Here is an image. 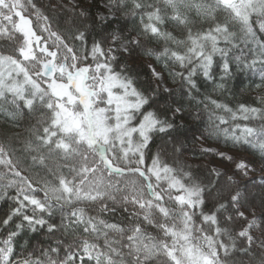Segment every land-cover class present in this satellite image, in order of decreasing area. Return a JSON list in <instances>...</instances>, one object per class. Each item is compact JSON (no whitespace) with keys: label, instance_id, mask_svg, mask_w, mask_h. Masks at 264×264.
Returning <instances> with one entry per match:
<instances>
[{"label":"snow or ice","instance_id":"obj_1","mask_svg":"<svg viewBox=\"0 0 264 264\" xmlns=\"http://www.w3.org/2000/svg\"><path fill=\"white\" fill-rule=\"evenodd\" d=\"M49 7L70 14V32L35 0H0V112L13 122L24 110L35 119L19 149L0 143V200L11 205L0 218L7 232L0 264H233L235 251L264 252V200L257 216L246 187L227 171L201 173L151 151L162 134L181 154L186 125L177 120L202 122L207 113L201 137L257 150L264 162V96L259 107L234 109L211 95L197 99L194 79L223 89L233 60L240 69L259 66L264 77L258 35L264 0H78ZM91 33L99 39L89 42ZM134 50L161 65L159 71L146 65L143 87L120 63ZM165 72L181 87L163 88L169 100L159 105ZM185 96L201 111L186 108ZM201 153L234 164L240 176L255 171L243 158L210 148ZM213 190L214 210L205 211ZM241 221L246 226L237 230ZM257 228L259 237L251 231ZM25 229L44 230L47 246L14 258Z\"/></svg>","mask_w":264,"mask_h":264},{"label":"trees","instance_id":"obj_2","mask_svg":"<svg viewBox=\"0 0 264 264\" xmlns=\"http://www.w3.org/2000/svg\"><path fill=\"white\" fill-rule=\"evenodd\" d=\"M88 0H84V3H87ZM35 3L38 7L41 8L45 14L50 17L57 18L59 20L60 30L67 33L70 32L73 28V25L67 23L69 19V13L64 12L62 7H57L55 12L50 9V5H67L70 6L67 0H35ZM92 11L95 12V7L92 8ZM81 28L83 25H79ZM115 26V25H114ZM99 30L97 29V32ZM258 35L264 39V34ZM93 36H96V33H91L89 35V42ZM99 39V36H96ZM0 43H5L4 41H0ZM79 46V45H77ZM150 47H160L159 45L151 44ZM223 46V44H221ZM243 47V45H241ZM235 54H239V50H234ZM245 53H247V48L244 49ZM147 60V61H146ZM214 67L216 68V82H220V69L216 67V64L220 62V57L217 55L214 57ZM121 64H127L132 70L134 74H138V86L143 87L140 83L147 79V68L146 65L151 63L153 64L158 71L161 70V65L155 61L154 58H149L143 56L142 52L139 50H134L131 55L121 54L120 57ZM116 67V65H113ZM165 82L169 86V89L179 90L181 85L180 82L173 83L168 77L167 72L164 73ZM196 84L200 90V95L196 98L200 99L203 95H211L214 99H218L219 101L228 104L229 107L236 108L240 103H245L251 106L259 107L258 98L264 96V77L260 74L259 66L256 69H248V68H237L235 61H232L231 65V73L224 81V88L217 89L214 87L213 82L205 81L204 78L200 75L194 78ZM186 87V86H185ZM159 105H163V103L169 100L166 93L163 92V88H161V93L157 97ZM176 99H181L178 95ZM186 108H188L191 112L197 113L201 111V106H197L194 101H190L187 96L183 97ZM157 105H153L156 107ZM151 110V109H149ZM222 115H227L225 113H221ZM241 124L251 123L256 124L258 121H237ZM35 123V119L30 117L27 114V110L17 117L16 121L13 122L9 117H7L3 112H0V143L7 144L11 142L13 147L19 149L21 147L20 141L28 138V133L26 129L30 127L31 124ZM178 124H185L186 127L180 130V139L183 141V148L181 154H176L173 152L172 143L167 136H163L162 134H156L153 139V143L151 145L152 153H156L157 151L162 152V158L165 159L169 164H175L177 160L184 165L191 166L192 169H197L201 173L204 172L206 168H210L206 161L208 159L214 158L217 162H221L228 166L227 171L228 175L233 179L239 181L240 188L243 191L246 187L247 189V198L252 205L256 206L257 216L259 215V205L261 200H264V186H261V177L264 176V162H261L260 156L261 154L254 149L244 150L239 147H232L229 143L225 145L223 139L217 141L215 138L207 139L200 136V133L204 131V126L207 123V113H204L202 117V122H193L191 117H186L185 120H177ZM231 123V121H230ZM193 133L196 134L195 138L193 137ZM18 134V135H17ZM175 135V133H174ZM213 144L218 147L233 150L239 153L244 154L247 159V162L251 165L255 171L249 172L247 176H240L236 173L235 169L230 165L227 161H221L218 157L210 154V153H201V149H203L204 144ZM247 146H245L246 148ZM3 168L0 166V171ZM221 172V173H223ZM255 181V183H253ZM217 198V193L213 190L206 198L207 208L205 211L214 210L213 204L215 199ZM10 202H6L5 200H0V218H3L4 214L10 208ZM247 211V210H246ZM251 215H249V218ZM118 219V218H117ZM58 222V221H57ZM199 223V220L197 221ZM223 226V224L221 225ZM245 224L243 221L239 223L237 226V230L240 227H244ZM253 236L259 237L261 236L260 229H252ZM7 232L5 230L0 229V239L5 238ZM264 238V237H262ZM49 237L44 234V230H40L37 232H32L30 230L25 229L20 235L15 239V257L19 258L20 255H23L25 252H30L34 248L38 246H47ZM239 243V242H238ZM264 258V252H262L258 247L254 246L253 252L249 255H244L239 251H235L231 256L230 260L233 264H259V260Z\"/></svg>","mask_w":264,"mask_h":264},{"label":"rangeland","instance_id":"obj_3","mask_svg":"<svg viewBox=\"0 0 264 264\" xmlns=\"http://www.w3.org/2000/svg\"><path fill=\"white\" fill-rule=\"evenodd\" d=\"M67 2L69 3V5L72 3V2H78V0H67ZM147 61V60H146ZM158 70V69H157ZM161 88H168L169 89V86L167 85V83L165 82ZM207 148H210V149H213V150H219V151H222V152H225L226 154H229V155H232L234 157H237V158H243L247 161L246 157L244 156V154L242 153H239V152H236V151H233V150H228V149H224V148H221V147H218L216 145H213V144H204V147L203 149H207ZM207 165L210 167V168H216L219 172H223L224 170H227L228 169V166L223 164V163H219L217 162L214 158H210L206 161ZM230 165H232V167L235 169V165L234 164H231L229 163ZM250 173L252 174V172L250 171ZM232 176V174H231ZM251 219V217L249 218ZM246 226V225H245ZM244 226V227H245ZM252 231V230H251Z\"/></svg>","mask_w":264,"mask_h":264}]
</instances>
